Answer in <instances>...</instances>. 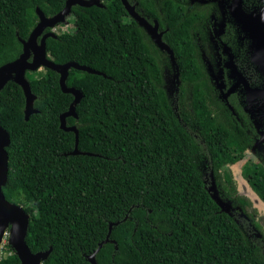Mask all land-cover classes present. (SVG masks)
Returning a JSON list of instances; mask_svg holds the SVG:
<instances>
[{
	"label": "trees",
	"instance_id": "16d2710c",
	"mask_svg": "<svg viewBox=\"0 0 264 264\" xmlns=\"http://www.w3.org/2000/svg\"><path fill=\"white\" fill-rule=\"evenodd\" d=\"M65 1L0 0V66L22 52L21 40L38 22L36 8L51 17ZM127 1L140 16L153 14V0ZM101 4L72 5V28L45 41L55 63L102 73L68 70L66 85L82 93L76 117H66L78 131L80 153H71L74 132L60 128L73 95L62 92L57 72H25L37 110L27 120L22 88L9 80L0 89V125L10 137L2 192L10 203L31 204L21 205L29 215L30 251L52 248L42 264H91L87 256L109 234L95 253L97 264H264V245L250 240L206 187L212 172L227 192L223 200L230 198L228 164L257 135L233 96L227 105L211 82L206 37L197 28L205 14L185 0H159L153 15L178 66L170 88L167 52L121 0ZM229 39L223 38L243 58V48ZM258 158L245 161L241 174L264 202V154ZM7 247L11 253L0 264H20Z\"/></svg>",
	"mask_w": 264,
	"mask_h": 264
},
{
	"label": "water",
	"instance_id": "95a60500",
	"mask_svg": "<svg viewBox=\"0 0 264 264\" xmlns=\"http://www.w3.org/2000/svg\"><path fill=\"white\" fill-rule=\"evenodd\" d=\"M127 13L133 17L140 25L146 28L150 34L153 42L161 49L167 52L169 55L170 63L173 67V78L175 84L178 83V66L174 59L172 50L162 41L161 32L157 31V25H150L143 17H141L136 11L133 5L127 0H121ZM234 10L237 22L240 24L242 31L245 32L249 40V56L251 63L254 64L256 70L264 79V9L255 16L246 15L242 9L241 0H234ZM79 5L88 7L96 5L102 7L101 0H66L62 10L51 17H46L38 8L36 13L38 16V22L31 30L26 40H21L22 52L19 56L8 63L0 66V89L6 84L7 81L13 80L17 83L23 91L25 97L24 106V119L27 120L32 113L37 112L33 106L35 99L34 94L31 92V88L28 80L25 77L27 70L35 71L40 68H47L53 70L59 74V85L64 93H70L73 95V100L69 105L67 111L63 112L60 119V128L64 131H71L75 134V146L72 154L80 153L77 149L78 144V131L75 126L66 125V117H76L75 107L82 98V93L66 85V78L68 76V70L75 68L78 70L87 71L89 73L102 74L90 67L80 65L73 61H68L63 64L55 63L49 58L46 51V38L56 37V34L52 31L44 32L46 28L51 29L56 24L63 22L66 16L71 12L72 5ZM227 50V47H225ZM231 58L226 63L230 69L231 74L238 76L244 83L245 95L248 101H253L256 98L264 100V86L263 87H250L245 82L241 73L237 70L236 66L232 63ZM234 88L228 90V92L222 94V98L227 99V95L233 91ZM10 144V137L8 132L0 125V241L6 228L10 230L9 244L14 249L16 255L20 260V264H42L52 248L49 247L46 251H39L32 253L25 241L27 234V228L29 223V215L24 211L21 205L10 203L4 197L2 192V186L6 184L8 175V154L6 147ZM209 190V189H208ZM210 193V191H209ZM212 199L216 201L219 207L227 212L221 205V202L216 199L210 193ZM228 213V212H227ZM108 235L100 242L94 252L87 256V260L91 264H97L95 261V253L98 252L103 243L108 241Z\"/></svg>",
	"mask_w": 264,
	"mask_h": 264
},
{
	"label": "flooded vegetation",
	"instance_id": "af4514ba",
	"mask_svg": "<svg viewBox=\"0 0 264 264\" xmlns=\"http://www.w3.org/2000/svg\"><path fill=\"white\" fill-rule=\"evenodd\" d=\"M188 6L196 7L197 9H201L205 16L200 20L202 23L199 27H197L203 35L206 37V46L207 51L209 52L208 58H204L207 70L209 71L211 82L217 88L219 92V96L222 98V94L228 92L229 89L234 88L227 95V99L222 100L228 105L227 100L230 96H233V99L236 101L237 106L241 107V110L246 114L248 118L249 127H252L257 135V138L260 134L264 133V102L262 104L258 103V100L251 103V107H246L247 98L244 90V83L242 80L236 76L232 75L230 69L226 67V61L228 60V53L231 54L232 61L236 65V68L241 73L243 79L250 87H254L256 84L261 83V78L259 82L253 80V76L255 72L253 66L251 64H247L246 67L242 66L240 63L242 59H238L240 54H234L230 45H228L227 41H224L223 38L228 37L233 42L239 44V48L242 47L244 55H247L249 61V40L245 35V32L242 31L240 24L237 22L235 17L234 0H185ZM210 9V10H208ZM242 9L246 15L255 16V14H259L264 9V0H242ZM159 12V0H153V14L155 15ZM141 17H143L150 25H155L157 23V19L152 14V12L141 11ZM145 28V27H144ZM146 29V28H145ZM158 32H163L159 30ZM229 39V40H230ZM227 47L228 49L226 50ZM243 55V58L245 57ZM239 61V64L237 63ZM251 62V61H250ZM245 63V62H244ZM252 67V68H251ZM174 83V81H173ZM235 83L237 84L235 87ZM175 86V85H174ZM264 86V85H263ZM261 86V87H263ZM259 99V98H256ZM230 107V106H229ZM255 119L257 123L261 125L259 128L255 125ZM256 138V139H257ZM256 142V140H255ZM261 153L257 154V157ZM259 160V159H258ZM209 176H213L212 172H209ZM207 174L205 175L206 187L208 189L207 182ZM215 181V179H214ZM232 216V215H231ZM234 218V217H233ZM236 220V219H235ZM237 221V220H236ZM238 222V221H237ZM246 230V229H245ZM246 236L254 241L256 244H263L264 239L255 238L251 234H249L246 230Z\"/></svg>",
	"mask_w": 264,
	"mask_h": 264
},
{
	"label": "rangeland",
	"instance_id": "374dc122",
	"mask_svg": "<svg viewBox=\"0 0 264 264\" xmlns=\"http://www.w3.org/2000/svg\"><path fill=\"white\" fill-rule=\"evenodd\" d=\"M241 4H242V0H241ZM72 25H73V17L68 15L66 16L63 22L56 24L54 27L50 29V31L54 32L55 34H58L63 31L70 30L72 28ZM227 54H228V60L226 61V63L229 61L230 58L232 60L231 54L228 52ZM244 56H245L244 58H241L242 61L244 62L245 59L249 61L247 55ZM232 63L234 64V62ZM250 64L253 66L255 72L258 73L259 77L262 80L260 84H256L254 85V87L263 86L264 79L256 70L254 64L251 62ZM38 71L40 73H43L44 68H40ZM167 75L168 76L166 78V84L170 88H173L175 85V82L173 83L174 81L173 69H171L170 74ZM236 85L237 84L235 83L234 87ZM257 100L259 104H262L264 102V100L262 99H255L253 101L247 100L246 107L248 108V110H250L249 108L251 107V103ZM255 125L257 128H259L261 124L257 123V120L255 119ZM259 152L261 153V155L264 154V133L258 136L256 142L254 143V146L250 150L245 152H238L232 157L228 166L233 179V186L235 191L229 194L230 196V198L228 197L229 199L223 200L220 194L227 193L225 192V190H223V184H220L219 186L220 189H218L216 182L214 181V178L212 176H209V173L207 175L208 178L207 182L210 193L221 202L222 207L230 215H232L238 221V223L241 224V226L243 225L244 228L243 227L242 228L246 229L247 232L252 236H254L255 238L264 239V202L260 200L259 197L254 193V191L251 189V187L249 186V184L241 174V170L245 164V161H247L248 159L258 161L259 158L257 157V154ZM238 199H242V202L241 203L236 202L238 201ZM21 205L30 206L31 204L23 203ZM9 237H10V230L9 228H6L4 230V233L0 241V258L11 253L10 249L7 247V245L9 244Z\"/></svg>",
	"mask_w": 264,
	"mask_h": 264
}]
</instances>
